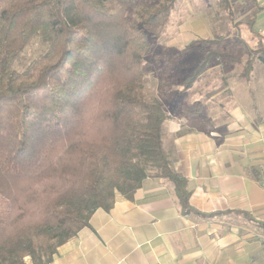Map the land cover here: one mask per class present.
Returning <instances> with one entry per match:
<instances>
[{
  "label": "trees",
  "instance_id": "obj_1",
  "mask_svg": "<svg viewBox=\"0 0 264 264\" xmlns=\"http://www.w3.org/2000/svg\"><path fill=\"white\" fill-rule=\"evenodd\" d=\"M136 2L0 0V264H52L98 210L109 212L119 195L132 199L148 179L170 183L182 213L197 214L166 146L170 116L147 94L148 36L164 32L175 3L154 5L136 23L128 16ZM260 11L248 25L256 35ZM255 60L264 64L263 49Z\"/></svg>",
  "mask_w": 264,
  "mask_h": 264
},
{
  "label": "crops",
  "instance_id": "obj_2",
  "mask_svg": "<svg viewBox=\"0 0 264 264\" xmlns=\"http://www.w3.org/2000/svg\"><path fill=\"white\" fill-rule=\"evenodd\" d=\"M195 1L177 0L186 13L190 5L196 7ZM225 2L229 15L237 10L240 20L260 7L254 31L264 39V0ZM191 12L194 16L186 15L175 31L182 55L189 43L218 35L206 22L208 17ZM241 31L230 30L228 36L242 37ZM214 50L234 60L242 58L237 48L204 46L189 55L192 73ZM260 65L264 64L257 60L247 78L241 61L211 63L190 89L177 92L176 113L166 110V146L176 172L188 181L190 205L197 214L182 213L170 183L148 179L132 199L119 195L109 212L98 210L89 227L58 249L52 264H264ZM250 99L254 106L248 104Z\"/></svg>",
  "mask_w": 264,
  "mask_h": 264
},
{
  "label": "rangeland",
  "instance_id": "obj_3",
  "mask_svg": "<svg viewBox=\"0 0 264 264\" xmlns=\"http://www.w3.org/2000/svg\"><path fill=\"white\" fill-rule=\"evenodd\" d=\"M247 1L249 2V0ZM170 2L175 3V8L170 15L169 25L162 34H159V36H152L151 34L148 36L151 44V50L146 58L147 69L150 72L147 94L158 98L162 102L165 110L170 108L174 113H176L177 92L180 90H188L185 89V87L188 78L193 74L191 71L193 57L189 56L192 54L191 52L187 53L183 51L184 49H182L183 55L180 53L179 50L181 47H178L180 42L178 41L175 31L182 26V19H186V15H188V19L194 16L191 12L192 9L197 11L198 16L208 17L209 20L206 22H208L210 29L216 30L218 35L209 40L197 39L189 43L184 48H187L189 45L198 40L210 41L212 42L211 46L214 48H218L219 46L237 48L242 56L241 60H234L230 58L229 55L227 56L224 53H219L214 50V52H217L220 55L213 56L211 63L222 62L225 60H232L234 62L241 61L243 65L246 66L251 60L256 63L255 59L257 57V53L262 49L264 50V39L253 33L250 36L244 27H249L248 25L251 21L252 14L248 16L247 20H240V14L238 13L237 15V10H233V16L231 17L228 11L231 8L228 4H226L225 0H196V7L192 5L189 7L187 6L190 9L188 13L184 11L186 7H179V2H177V0H137L128 16L132 21L138 23L140 15L150 11L154 5ZM237 7L240 8V6ZM241 7L243 8L245 5L243 6L242 4ZM240 29H242V37L236 35V33H234V36H228V32L230 30L237 32ZM244 44L248 45L246 50ZM39 50L40 48L37 45L29 48L26 51L27 59L31 60L35 53ZM195 50L197 51V49ZM238 51L235 54L236 56L240 55ZM228 54L230 53L228 52ZM243 54L245 55L243 56ZM260 66L263 67L264 65ZM263 69H259V72ZM252 97L255 96L252 95ZM254 99L256 100V98ZM254 103L255 102L252 101V99L248 101L250 106H254Z\"/></svg>",
  "mask_w": 264,
  "mask_h": 264
},
{
  "label": "built area",
  "instance_id": "obj_4",
  "mask_svg": "<svg viewBox=\"0 0 264 264\" xmlns=\"http://www.w3.org/2000/svg\"><path fill=\"white\" fill-rule=\"evenodd\" d=\"M262 185H263V187H264V179H263V181H262Z\"/></svg>",
  "mask_w": 264,
  "mask_h": 264
}]
</instances>
